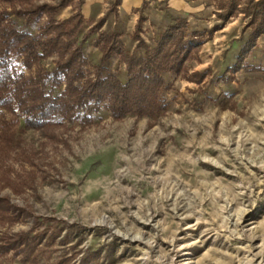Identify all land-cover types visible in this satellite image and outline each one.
<instances>
[{"label":"rangeland","instance_id":"1","mask_svg":"<svg viewBox=\"0 0 264 264\" xmlns=\"http://www.w3.org/2000/svg\"><path fill=\"white\" fill-rule=\"evenodd\" d=\"M183 1L180 13L159 2L121 36L140 53L137 30L152 46L186 18L193 49L164 73L159 117L116 118L101 105L40 128L20 118L12 145L0 141V245L40 238L3 251L0 264H264V30L251 41L247 10L259 0ZM93 25L79 37L91 72L107 29ZM109 66L126 80L119 58Z\"/></svg>","mask_w":264,"mask_h":264},{"label":"trees","instance_id":"2","mask_svg":"<svg viewBox=\"0 0 264 264\" xmlns=\"http://www.w3.org/2000/svg\"><path fill=\"white\" fill-rule=\"evenodd\" d=\"M83 0H0V141L12 145V127L22 118L24 128H40L55 121H71L88 116L103 105L113 117L133 113L157 118L166 108L164 91L169 88L164 73L180 71L193 47L185 34L186 18L175 17L155 38L146 44L138 35L130 52L122 33L101 30L95 45L101 51L93 71L84 56L87 33L80 7ZM234 6V0H231ZM73 5V12L58 19L61 9ZM253 38L264 30V0L247 4ZM100 18L92 27L98 29ZM141 19L139 20V25ZM252 44V43H251ZM55 56L50 69L42 61ZM126 68L122 81L110 68L113 58ZM5 112L13 118H5ZM8 204V203H7ZM11 206V205H10ZM1 210V209H0ZM21 235V236H18ZM3 241L0 253L15 247L35 248L39 235L17 234Z\"/></svg>","mask_w":264,"mask_h":264},{"label":"crops","instance_id":"3","mask_svg":"<svg viewBox=\"0 0 264 264\" xmlns=\"http://www.w3.org/2000/svg\"><path fill=\"white\" fill-rule=\"evenodd\" d=\"M162 1L179 13V10L186 11L189 7L183 0H83L80 11L86 22L95 24L104 17L102 28L107 25V30L123 33L134 30L140 19H144L143 22L149 21L147 17L152 8L160 11L158 6ZM72 12L71 6H66L60 11L58 18H67Z\"/></svg>","mask_w":264,"mask_h":264}]
</instances>
